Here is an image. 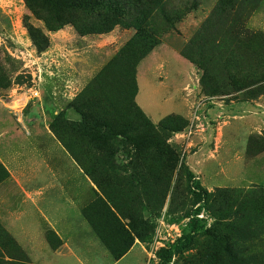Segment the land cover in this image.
<instances>
[{"label": "rangeland", "instance_id": "rangeland-1", "mask_svg": "<svg viewBox=\"0 0 264 264\" xmlns=\"http://www.w3.org/2000/svg\"><path fill=\"white\" fill-rule=\"evenodd\" d=\"M150 26L159 43L131 53L133 27L50 31L25 0H0V155L13 172L0 163L3 195L16 199L18 178L28 190L39 161L68 162L63 146L98 188L82 211L101 261L90 241L78 250L86 264H114L134 245L119 264H163L193 218L204 228L168 264H264V0H165ZM140 84L161 120L137 103ZM95 116L117 136L93 141L82 120ZM171 116L182 130L161 127ZM0 225L4 251L32 263Z\"/></svg>", "mask_w": 264, "mask_h": 264}, {"label": "crops", "instance_id": "crops-1", "mask_svg": "<svg viewBox=\"0 0 264 264\" xmlns=\"http://www.w3.org/2000/svg\"><path fill=\"white\" fill-rule=\"evenodd\" d=\"M161 49L163 46L158 50ZM175 49L178 51L180 46ZM156 50L149 56L155 54ZM163 86L165 85L155 84L154 95L161 101L163 99L157 97V90ZM143 94L140 84L136 96L137 103L153 121L161 120L164 116L150 112V106ZM57 150L60 154L65 152V159L69 161H39L32 172L35 177L28 179V190L24 188L26 182L22 178L17 179L20 189L15 192L16 199L8 194L3 195L4 187L10 185V175L9 179L0 183V222L12 233L16 243L28 253L33 264H86L78 250L86 248L90 241L97 250V260L93 261H101L102 244L100 240L94 241V232L90 227V241L87 242L84 237L88 224L82 211L86 193L96 195L98 188L94 183H91L94 187L89 185L91 179L72 159L65 147ZM0 163L9 174H13L10 163L1 155ZM243 164L247 175H255V165H249L245 161ZM22 190L27 197L22 194ZM135 247L136 245L114 264H119Z\"/></svg>", "mask_w": 264, "mask_h": 264}, {"label": "trees", "instance_id": "trees-1", "mask_svg": "<svg viewBox=\"0 0 264 264\" xmlns=\"http://www.w3.org/2000/svg\"><path fill=\"white\" fill-rule=\"evenodd\" d=\"M28 7L36 18L42 20L50 31H55L63 28L67 24H72L76 27L79 33L86 35L91 33H107L112 31L117 25L125 27H133L136 29V36L133 40L127 44V49L131 51L136 48H146L143 50L146 55L150 52L155 45L159 43L154 35L153 27L150 26L152 17H154L157 9L162 5L165 0H25ZM35 43L39 45V31L31 29ZM219 43V41H218ZM144 56H140V60ZM135 57H130L137 63ZM192 62L197 63L194 58L189 57ZM93 118V115H92ZM82 120V127L85 130L95 133V137L92 135V140H108L110 137H116L117 134L112 124L108 121L102 120L99 116H95L93 120ZM179 121H183V118L179 116L168 117L162 122L161 127L172 130H182L183 123L179 124ZM168 125L178 123L175 129L173 127H165ZM155 133L158 134V130L155 129ZM61 142L68 147L66 142L56 134ZM69 148V147H68ZM70 149V148H69ZM73 155V154H72ZM77 162L81 165L87 175L90 174V170L86 168L84 163L77 155H73ZM103 200V199H102ZM109 207L110 202L103 200ZM110 212L116 215V218L120 220L118 214L109 207ZM200 209H197L199 211ZM204 228L198 219L193 218L190 222V232L184 234L174 247L164 250L161 257L163 264H168L174 257L175 253L186 249L194 240L196 235ZM0 229L3 228L0 225ZM133 230V229H132ZM5 231V230H4ZM7 234V233H6ZM141 236V235H139ZM13 242H17L15 239L10 238ZM19 246V244L17 243ZM20 247V246H19ZM21 248V247H20ZM22 249V248H21ZM20 249V250H21ZM22 251V250H21ZM129 250H124L121 254H117L116 258L120 259ZM0 264H32L28 259L14 257L4 251V247L0 244Z\"/></svg>", "mask_w": 264, "mask_h": 264}, {"label": "built area", "instance_id": "built-area-1", "mask_svg": "<svg viewBox=\"0 0 264 264\" xmlns=\"http://www.w3.org/2000/svg\"><path fill=\"white\" fill-rule=\"evenodd\" d=\"M21 105H22V104L19 105V106H20L19 108H21Z\"/></svg>", "mask_w": 264, "mask_h": 264}]
</instances>
